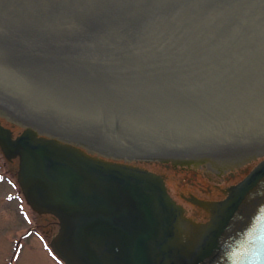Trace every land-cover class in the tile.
<instances>
[{"label":"water","instance_id":"95a60500","mask_svg":"<svg viewBox=\"0 0 264 264\" xmlns=\"http://www.w3.org/2000/svg\"><path fill=\"white\" fill-rule=\"evenodd\" d=\"M0 119L66 264H264V0H0ZM250 156L205 222L130 162Z\"/></svg>","mask_w":264,"mask_h":264},{"label":"flooded vegetation","instance_id":"af4514ba","mask_svg":"<svg viewBox=\"0 0 264 264\" xmlns=\"http://www.w3.org/2000/svg\"><path fill=\"white\" fill-rule=\"evenodd\" d=\"M0 121L13 131L14 136L19 135L23 130L20 124L13 123V126H9L1 119ZM103 157L111 159L107 156ZM255 157H245L246 160H222L207 166L198 162L159 159L132 163L162 176L169 194L185 208L186 214L196 221L205 222L210 218L209 212L193 202L192 198L208 201L224 199L229 187L243 180L259 162Z\"/></svg>","mask_w":264,"mask_h":264},{"label":"rangeland","instance_id":"374dc122","mask_svg":"<svg viewBox=\"0 0 264 264\" xmlns=\"http://www.w3.org/2000/svg\"><path fill=\"white\" fill-rule=\"evenodd\" d=\"M49 244L13 169L0 153V264H64Z\"/></svg>","mask_w":264,"mask_h":264},{"label":"snow or ice","instance_id":"6c2138e0","mask_svg":"<svg viewBox=\"0 0 264 264\" xmlns=\"http://www.w3.org/2000/svg\"><path fill=\"white\" fill-rule=\"evenodd\" d=\"M253 234L256 235L254 236ZM252 239H255L260 244H264V209L258 210V213L254 218L252 225L244 233L237 244L239 246H243Z\"/></svg>","mask_w":264,"mask_h":264}]
</instances>
